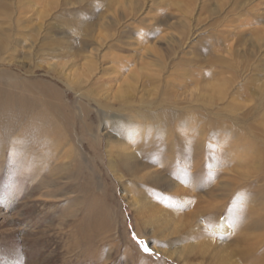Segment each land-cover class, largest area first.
<instances>
[{
  "label": "rangeland",
  "instance_id": "rangeland-1",
  "mask_svg": "<svg viewBox=\"0 0 264 264\" xmlns=\"http://www.w3.org/2000/svg\"><path fill=\"white\" fill-rule=\"evenodd\" d=\"M1 90L0 264H264V0H0Z\"/></svg>",
  "mask_w": 264,
  "mask_h": 264
},
{
  "label": "bare ground",
  "instance_id": "bare-ground-1",
  "mask_svg": "<svg viewBox=\"0 0 264 264\" xmlns=\"http://www.w3.org/2000/svg\"><path fill=\"white\" fill-rule=\"evenodd\" d=\"M38 88H39V87H38ZM40 91H42V90H40ZM0 93H2V90L0 91ZM41 93H42V92H41ZM8 96H9V95H8ZM42 96H43V95H42ZM11 97H12V95H11ZM15 97H16V96H15ZM15 97H14V98H15ZM5 98H6V96H5ZM6 99H7V98H6ZM21 100H22V99H21ZM22 101H23V100H22ZM45 101H46V100H45ZM45 101H44V102H45ZM34 103H35V102H34ZM39 103H40V102H39ZM50 103H51V102H50ZM0 104H1V103H0ZM6 104H8V103H6ZM22 104H23V102H22ZM41 104H43L42 101H41ZM47 104H48V103H47ZM25 105H26V104H25ZM25 105H24V106H25ZM35 105H36V103H35ZM48 105H49V104H48ZM50 105H51V104H50ZM7 106H8V105H7ZM27 106H28V105H27ZM33 106H34V105H33ZM9 107H10V105H9ZM28 107H29V106H28ZM2 108H3V107H2ZM7 108H8V107H7ZM38 108H41V107H38ZM10 109H11V108H10ZM18 109H19V108H18ZM28 109H29V108H28ZM22 110H23V109H22ZM37 110H38V109H37ZM41 110H42V109H41ZM54 110H55V109H54ZM5 111H6V110H5ZM7 111H8V110H7ZM12 112H13V111H12ZM38 112H39V111H38ZM38 112H37V113H38ZM46 112H47V111H46ZM33 113H34V112H33ZM49 113H50V112H49ZM49 113H48V114H49ZM1 115H2V114H1ZM42 115H43V114H42ZM9 116H10V115H9ZM39 117H40V116H39ZM43 117H44V116H43ZM49 117H50V116H49ZM8 118H9V117H8ZM31 118H32V117H31ZM32 120H33V119H32ZM48 120H49V119H48ZM29 121H30V120H29ZM52 122H53V121H52ZM52 122H51V123H52ZM43 123H44V121H43ZM49 123H50V122H49ZM49 123H48V124H49ZM30 124H31V123H30ZM48 124H47V125H48ZM210 124H211V123H210ZM36 125H37V124H36ZM42 128H43V127H42ZM30 129H31V127H30ZM44 129H45V128H44ZM46 130H47V129H46ZM37 132H38V131H37ZM46 132H47V131H46ZM202 143H203V142H202ZM260 158H261V160H263V159H264V155H263V156L261 155ZM116 166H117V165H116ZM190 252H191V251H190ZM187 253H188V252H187ZM187 255H188V254H187ZM233 256H234V255H233ZM188 257H189V256H188ZM186 258H187V257H186ZM236 261H237V260H236ZM227 262H228V264H230V262H231V264H235L234 262L232 263V260H231V259H228ZM237 262H238V261H237ZM188 263H189V262H188Z\"/></svg>",
  "mask_w": 264,
  "mask_h": 264
},
{
  "label": "snow or ice",
  "instance_id": "snow-or-ice-1",
  "mask_svg": "<svg viewBox=\"0 0 264 264\" xmlns=\"http://www.w3.org/2000/svg\"><path fill=\"white\" fill-rule=\"evenodd\" d=\"M138 243L141 245V247L144 248V250L147 252L149 251V248L147 247V244L144 242V241H139L138 240Z\"/></svg>",
  "mask_w": 264,
  "mask_h": 264
}]
</instances>
